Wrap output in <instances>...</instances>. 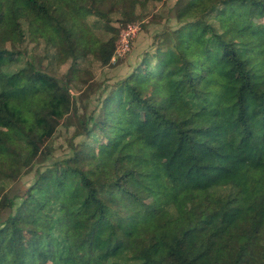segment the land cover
I'll return each instance as SVG.
<instances>
[{
    "label": "trees",
    "instance_id": "obj_1",
    "mask_svg": "<svg viewBox=\"0 0 264 264\" xmlns=\"http://www.w3.org/2000/svg\"><path fill=\"white\" fill-rule=\"evenodd\" d=\"M7 1L0 0V180L13 185L52 155L65 119L77 120L74 138L83 136L94 161L83 169L74 148L37 167L24 208L11 195L0 202V264H264V27L257 24L264 0H178L185 20L170 44L158 42L118 83L109 101L117 108L86 119L66 79L27 59L15 69L8 44L22 43L29 27H46L57 62L72 60L78 39L112 20L116 0H90L80 10L73 0H13L20 17ZM115 51L109 36L93 57L107 66ZM106 139L111 153L97 155L93 142ZM183 194L188 210L179 205ZM28 235L44 238L26 263Z\"/></svg>",
    "mask_w": 264,
    "mask_h": 264
},
{
    "label": "rangeland",
    "instance_id": "obj_2",
    "mask_svg": "<svg viewBox=\"0 0 264 264\" xmlns=\"http://www.w3.org/2000/svg\"><path fill=\"white\" fill-rule=\"evenodd\" d=\"M177 2L178 0H152L146 7H143L138 0H116L112 11V20L105 23L100 22L102 24L99 28L93 26V34L78 39L74 59L61 63L57 62L55 37L51 30L45 27L40 31L37 28L29 27L25 30L26 38L22 43L8 44V47L17 53L11 62L16 69L22 66V59H27L41 66L44 70L66 79L73 96L81 100L82 109L79 115L83 119H86L88 115L97 116L104 110L111 112L117 108L115 102L111 104L109 101L112 91L115 90L118 83L132 73L134 66L142 60L144 54L149 51L152 52L158 42L162 41L165 45H169V34L184 25L185 16L182 12L177 11ZM72 5L79 10L89 8L90 0H73ZM6 8L14 11L16 16L20 17L19 10L13 0L7 1ZM89 24L95 25L96 19L90 16ZM257 24L263 28L264 19L257 21ZM135 26L138 27V32L132 38L130 50L126 54H115L107 66H101L94 59L93 53L100 48L105 38L113 36L117 44L121 33L129 27ZM101 32L104 34L101 35ZM89 98L90 102H88ZM83 103H89L87 112L83 110ZM126 112L127 106H124L121 114L125 116ZM137 120L139 121V119ZM137 120L135 121L137 122ZM76 126L77 120L75 118L63 120L51 141L52 155L40 156L33 167L22 174L13 185H10L11 182L0 180V187H4V193L0 196L1 204H5L11 195L18 202L17 208H24L22 196L34 183L37 167L44 170L48 163L70 156L74 148L82 153L81 167L83 169H89L93 166L92 153L82 145L83 136L74 138ZM93 145L97 155L111 153V144L108 139L104 142H93ZM152 153L159 160L164 159L162 153L156 150H152ZM179 205L183 210L190 208L191 202L188 194L181 195ZM3 215L4 213L0 215V219L5 217ZM43 238V236L28 235V241L24 245L26 263L29 261L34 243L38 240L42 241ZM226 257L232 260L233 256L231 252H227Z\"/></svg>",
    "mask_w": 264,
    "mask_h": 264
},
{
    "label": "built area",
    "instance_id": "obj_3",
    "mask_svg": "<svg viewBox=\"0 0 264 264\" xmlns=\"http://www.w3.org/2000/svg\"><path fill=\"white\" fill-rule=\"evenodd\" d=\"M138 32V27H129L128 29H125L120 36V39L118 43L116 44V51L115 54L117 55H124L130 50V42L132 38L136 35ZM114 54V55H115Z\"/></svg>",
    "mask_w": 264,
    "mask_h": 264
}]
</instances>
